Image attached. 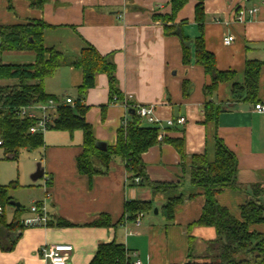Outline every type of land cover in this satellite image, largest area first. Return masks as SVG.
I'll list each match as a JSON object with an SVG mask.
<instances>
[{
  "label": "crops",
  "instance_id": "obj_1",
  "mask_svg": "<svg viewBox=\"0 0 264 264\" xmlns=\"http://www.w3.org/2000/svg\"><path fill=\"white\" fill-rule=\"evenodd\" d=\"M196 4L197 0H188L175 20L165 23L155 16L171 14L172 0H46L42 9L31 7L27 0H13L11 9L7 0H0V25L45 22V46L55 48L69 59L80 57L85 48L93 46L113 60L117 86L124 99L133 105H153L162 121V125L143 121L145 126L160 127L159 143L142 154L150 179L178 185L165 193L132 183L125 162L118 156L110 162L106 173L92 177L82 174L77 166L83 152L82 130L71 134L48 129L40 147L44 175L34 180L38 185L19 183L9 193L13 200L22 201L25 197L17 193L30 187L36 193L31 206L44 205L50 224L24 226L11 250L0 242V264H48L38 250L44 244L58 243L73 245L67 264H88L99 244L113 240L125 245L131 261L186 264L190 236L196 240V252L204 259L209 258V244L217 235L212 227L192 225L201 216L205 196L201 188L191 183L189 158L200 154L206 155L209 162L214 161L216 134L237 157L236 185L219 193L218 202L237 217L240 206L254 199L258 191L262 190L260 200L264 202V113L254 109L255 102L264 103V0H205V46L215 54L219 70L235 73L231 81L220 82L209 97L221 107L217 124L205 121L204 88L212 84V79L195 62V45L190 64H184L180 37L167 34L165 29L166 25H175L190 39L201 36L195 21ZM241 5L258 6L259 11L255 17L239 21L235 12ZM231 34L234 40L226 44L224 39ZM4 55L24 58L17 63L2 58L4 63L35 62L33 51H6ZM249 60L262 62L255 102L246 99V91L241 89ZM83 79L81 67L63 65L45 79V92L63 103L70 97L74 101L80 99L88 106L85 117L94 127L97 143L113 146L118 129L130 118L131 110L120 102H111L107 74H97L96 86L81 95ZM185 82L190 84L187 95ZM179 117H185L186 122L166 124L168 119ZM166 136L184 138L186 165L174 146L162 140ZM12 181L15 180L9 183ZM0 182L8 184L1 179ZM172 196H182L184 201L176 206L175 217L169 221L162 206ZM131 200L151 201L153 205L150 212L144 213L141 225L94 224L103 215L116 224L125 216V203ZM16 208L10 210L9 218L5 208L8 222L14 218ZM31 216L30 209H24L20 218ZM63 221L70 225H58ZM252 228L264 236V223Z\"/></svg>",
  "mask_w": 264,
  "mask_h": 264
},
{
  "label": "trees",
  "instance_id": "obj_2",
  "mask_svg": "<svg viewBox=\"0 0 264 264\" xmlns=\"http://www.w3.org/2000/svg\"><path fill=\"white\" fill-rule=\"evenodd\" d=\"M9 8H13V0H7ZM31 7L42 9L46 0H27ZM188 0H172V13L158 15L165 23L175 20L177 13ZM205 0H197L195 6V21L201 31V36L190 39L185 36L179 26L166 25L167 34L180 37L183 50V63L189 65L192 56V45H195V62L204 67L211 77L212 84L205 86L206 101L204 106L205 121L217 124V116L221 107L209 97L216 91L220 82L231 81L235 73L221 71L217 67L214 53L207 50L204 38V24L206 21ZM45 22H31L21 24L0 25V80H11L13 84H0V147L3 148L4 158L18 160L21 150L37 149L44 145L43 133H29L34 120L21 118L17 109L22 106L45 101L54 97L45 92V79L52 76L63 65H76L83 69L84 79L80 87L83 95L87 90L96 86V76L105 73L110 85V100L118 95L121 101L124 96L117 86L116 65L109 56L102 55L95 47L90 46L82 51L78 58L69 59L53 47L45 46ZM33 51L35 62L32 64L4 63L3 52ZM262 62L249 60L245 69V84L241 89L246 91V99L256 101L259 87ZM185 94L190 90V84L184 83ZM239 84L234 83V86ZM131 105L132 103L128 102ZM256 103V102H255ZM130 118L123 122L118 129L117 142L113 146L101 149L97 145L94 127L85 117L88 106L78 99L74 104L60 102L54 124L49 129L65 130L71 134L76 130L83 132V152L77 159L78 170L82 174L95 176L106 173L114 157H120L130 173L129 179L135 183L140 178V184L151 187L155 191L168 193L178 187L175 183H161L152 181L147 173L142 154L159 143L160 127L145 126L142 118L129 107ZM134 110V111H133ZM163 141L170 143L179 152L186 165L188 156L183 137H164ZM215 160L209 162L206 155L194 154L190 156V179L193 186L201 188L205 196V204L200 218L193 222V226L212 227L216 231V239L209 244V258L196 256V240L190 236L189 254L186 264H264V236L253 229V225L264 223V202L260 200L262 190L255 193V198L240 206V216H235L228 207L220 204L217 195L223 190L236 185L237 157L223 140L215 136ZM17 181L8 184L0 182V242L4 248H14L21 230L24 228L20 215L23 206L16 208L11 222L6 219L5 208L11 204L13 197L10 189L19 187ZM190 198L193 195L189 196ZM184 198L170 197L162 206L163 215L172 221L175 217L176 206L183 203ZM151 201L131 200L125 203V216L113 224L103 215L94 224L96 226H117L118 223H134L138 214L152 210ZM49 225L50 222H47ZM58 225H70L60 222ZM14 234H13V233ZM13 234V235H12ZM9 236V237H8ZM128 249L116 240L98 245L95 256L88 264H129L131 259Z\"/></svg>",
  "mask_w": 264,
  "mask_h": 264
},
{
  "label": "built area",
  "instance_id": "obj_3",
  "mask_svg": "<svg viewBox=\"0 0 264 264\" xmlns=\"http://www.w3.org/2000/svg\"><path fill=\"white\" fill-rule=\"evenodd\" d=\"M259 11L258 6L247 7L241 5L237 8L235 12V18L239 21H245L248 16L250 18L255 17ZM234 40V36L228 35L225 37L224 42L230 44ZM74 100L70 97L65 99L64 103L74 104ZM122 103L128 109L132 107L136 113L142 118L143 121H146L154 125H162V121L157 117L155 107L153 105H131L127 100L121 101L118 95H115L112 103ZM60 104V101L56 98H49L45 101H39L36 103H31L17 109V115L21 118H28L34 120V124L29 128V133H45L51 125L54 124L55 113ZM254 109L258 112L264 113V103L257 102L254 105ZM131 110V109H130ZM186 122L185 117H179L177 120L168 119L166 124L168 126H174L175 124H184ZM2 141L0 140V144ZM48 178L45 177V185H47ZM136 183H140V178H135ZM3 209L0 207V212ZM30 211L33 213V216L25 218L23 220L24 226H40L46 225L49 221V216L47 214L46 207L44 205L34 204L31 206ZM144 213L141 212L138 214L135 224L137 226L141 225L142 218ZM74 248L72 244L68 243H58V244H44L39 248V254L41 257L48 262V264H67L70 259V254L73 252ZM129 264H143L141 260L136 259L131 261Z\"/></svg>",
  "mask_w": 264,
  "mask_h": 264
},
{
  "label": "rangeland",
  "instance_id": "obj_4",
  "mask_svg": "<svg viewBox=\"0 0 264 264\" xmlns=\"http://www.w3.org/2000/svg\"><path fill=\"white\" fill-rule=\"evenodd\" d=\"M3 59H10L11 61H14V63H17L16 61H22L24 58L21 57V55H4L2 56ZM1 85H7V84H13L9 80H0ZM0 147V179L1 181H4L6 183H9L12 179L15 181H18V183H26V185H38L39 182L34 183L33 175L35 174L38 163L41 162V153L40 148L37 149H23L20 152L18 160H8L5 159L3 156V152ZM41 181V179L39 180ZM30 187L25 188L20 193H17L20 197H25V200L20 201L22 203V206L24 209H30L31 208V200L33 199L34 195L36 193H32L29 190ZM36 191V190H35ZM33 191V192H35ZM20 199V198H19ZM8 209V218L11 215V209L13 206H6ZM25 212V211H24ZM210 253V251H209ZM196 256H200L198 253ZM204 258V257H202Z\"/></svg>",
  "mask_w": 264,
  "mask_h": 264
},
{
  "label": "water",
  "instance_id": "obj_5",
  "mask_svg": "<svg viewBox=\"0 0 264 264\" xmlns=\"http://www.w3.org/2000/svg\"><path fill=\"white\" fill-rule=\"evenodd\" d=\"M0 44H1V42H0ZM133 111H134V110H133ZM97 145H98L99 148H101V149H105V148H106V147L101 146L100 144H97ZM37 165H38V167H37V170H36V172H35V174H34L33 180H37L38 178H40L41 176L44 175V168H43V166L41 165V162H39ZM11 204H12L13 206H16V207H20V205H21V203H20L19 201H15V200H11ZM155 212H158V210L155 209Z\"/></svg>",
  "mask_w": 264,
  "mask_h": 264
}]
</instances>
